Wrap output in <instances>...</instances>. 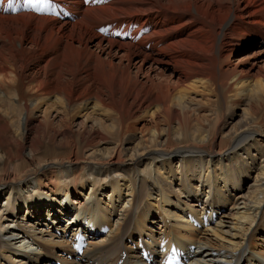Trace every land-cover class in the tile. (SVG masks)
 <instances>
[{
  "label": "bare ground",
  "instance_id": "obj_1",
  "mask_svg": "<svg viewBox=\"0 0 264 264\" xmlns=\"http://www.w3.org/2000/svg\"><path fill=\"white\" fill-rule=\"evenodd\" d=\"M34 2L0 0V264H264V0Z\"/></svg>",
  "mask_w": 264,
  "mask_h": 264
},
{
  "label": "rangeland",
  "instance_id": "obj_2",
  "mask_svg": "<svg viewBox=\"0 0 264 264\" xmlns=\"http://www.w3.org/2000/svg\"><path fill=\"white\" fill-rule=\"evenodd\" d=\"M253 52H254V50L250 51L249 49L241 50L238 53L239 55H237L235 57L234 62H237V61L241 62L242 61L240 64H244V62H246L244 60L246 58L250 57ZM222 99L225 100L224 103L222 102ZM205 101H206V96H204V95H202L201 97H192L191 98V106H192V108H195L197 110V112H201V113H202V110L207 109V107H211L213 109L214 113L220 115L221 117L223 116V114H225L227 112V109L229 107V97H228V95L225 94V90L217 89V98L208 99V103L207 104H203V102H205ZM149 122H150V119L148 117H146V118H143L141 121H139L138 123H135V124L136 125L138 124V126H143V125L149 124ZM106 139L107 140H111L108 137ZM11 167H12V165L9 166V168H11ZM61 223H64V221L61 222ZM55 254L58 255V256L62 255V253L60 252L59 249L55 251ZM48 260L49 259L46 260V258H44V259L41 260L40 264L41 263L42 264H44V263L47 264ZM50 264H55V263L54 262H50Z\"/></svg>",
  "mask_w": 264,
  "mask_h": 264
},
{
  "label": "snow or ice",
  "instance_id": "obj_3",
  "mask_svg": "<svg viewBox=\"0 0 264 264\" xmlns=\"http://www.w3.org/2000/svg\"><path fill=\"white\" fill-rule=\"evenodd\" d=\"M27 2L29 3V6L33 7L37 11H41L42 10L40 5L38 3H35L34 0H27Z\"/></svg>",
  "mask_w": 264,
  "mask_h": 264
}]
</instances>
